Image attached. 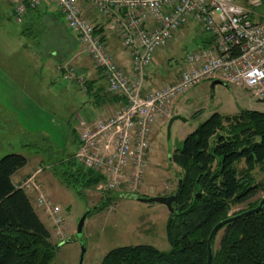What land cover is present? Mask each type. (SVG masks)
I'll return each instance as SVG.
<instances>
[{
  "label": "rangeland",
  "instance_id": "obj_1",
  "mask_svg": "<svg viewBox=\"0 0 264 264\" xmlns=\"http://www.w3.org/2000/svg\"><path fill=\"white\" fill-rule=\"evenodd\" d=\"M256 13L264 16V2L256 9ZM36 15L29 30L24 31V38L31 51L39 47L44 58L46 41L56 37L53 33H59L57 28L63 27L69 34L71 32L56 11H45L43 15ZM30 19L31 16L24 18L25 23ZM22 23H16L9 6L0 3V101L5 104L9 92L16 110L12 111L11 107L8 108L12 112L10 113L15 115L14 119H9L10 122L0 111L13 131L3 123H0V130L7 129L15 139L13 149L9 153L6 151V154H20L29 159L36 157L32 167L35 164L39 166L41 162L46 166L74 155L76 144L73 132L77 117L75 116L74 119L71 115L73 104L71 103L70 106L69 98L61 94L57 96L54 92L59 90L60 84L54 72L50 73L46 72L45 68H38V62L34 59L24 61L22 65L17 55L8 54L11 45L13 46L15 42L14 39L20 37V31L24 26ZM202 35H205L202 30L191 24L189 30L182 33L180 31L176 35L170 46L157 52L155 57L157 64L155 67L154 62L152 70L155 69L154 72L159 75L160 81L168 80L172 75L177 74L183 66L186 55L197 50L199 45L195 40H200ZM54 61L56 62L55 58ZM21 70L28 72L26 73L28 84H24L21 78L16 77L20 75ZM148 79L157 80L151 77ZM158 82L153 81L151 84L158 85ZM214 82V80L205 81L176 99L174 109L171 107L169 119L174 116L180 119L172 123L169 134H167L169 119L153 128L149 141L148 167L144 183L136 194L138 197L168 196L175 190L181 171L168 158L171 157L172 152L181 147L186 136L193 133L212 114L218 113L224 117H233L245 111L264 114V103L258 102L244 89L228 86L222 82L214 84ZM18 93L22 96L17 95ZM17 116V122H20L29 134V138L25 139V144L30 145L28 149L20 147L17 134H20L21 129L17 130L15 124ZM43 137L47 140L42 139ZM214 140L211 139V144ZM2 156L4 155H0V158ZM39 168H42V171L35 177V183L40 187L37 195H44L59 209L62 217V224L54 227L50 216L34 202L42 223L50 233V241L59 247L51 264H78L82 249H84L82 264H100L109 251L122 246L149 245L161 252L169 251L165 237V222L169 213L165 206L157 203L144 204L124 198L127 193L120 189L106 192L102 184L89 190L80 187L75 191L61 183L53 175L52 169L45 170L42 166ZM36 170L26 173V177L16 185H21ZM43 173L44 176L39 178ZM45 175H49L50 180L44 181ZM253 175L257 182L263 177L264 172L256 170ZM77 191L80 193L78 194ZM30 193L31 199L35 201L36 193ZM262 196L263 194H259L254 199ZM107 197L111 199L107 208L89 214L81 235H77L79 219L89 209L98 205L101 199ZM246 208V204L233 207L230 215Z\"/></svg>",
  "mask_w": 264,
  "mask_h": 264
},
{
  "label": "built area",
  "instance_id": "obj_2",
  "mask_svg": "<svg viewBox=\"0 0 264 264\" xmlns=\"http://www.w3.org/2000/svg\"><path fill=\"white\" fill-rule=\"evenodd\" d=\"M16 23L30 10L50 3L74 34L95 69L101 71L108 91L121 99L120 109L88 125L80 120L74 159L102 175L106 191L120 189L137 194L148 167L153 128L171 117L173 102L205 81H220L247 91L264 102V16L256 9L264 0H6ZM88 6L112 25L130 59L132 74L119 67L82 16ZM192 24L206 33L211 44L186 55L178 77L171 83L143 92L146 73L158 51L174 41L180 30ZM64 81L79 87L85 78L65 66ZM38 168L18 188L36 193L35 202L50 216L54 227L62 224L59 209L44 195L35 177Z\"/></svg>",
  "mask_w": 264,
  "mask_h": 264
},
{
  "label": "trees",
  "instance_id": "obj_3",
  "mask_svg": "<svg viewBox=\"0 0 264 264\" xmlns=\"http://www.w3.org/2000/svg\"><path fill=\"white\" fill-rule=\"evenodd\" d=\"M171 162L181 171L182 185L165 222L169 251L149 245L122 246L109 251L100 264H207V239L213 227L256 208L264 196V175L257 182L253 175L256 170L264 172V114H212L172 152ZM26 165V157L20 154L0 158V264H51L59 249L50 241L27 193L12 182V176ZM51 169L75 191L104 182L102 175L84 168L74 155L57 160ZM259 194L263 196L254 199ZM109 200L101 199L88 215L103 211ZM242 204L247 208L230 215L233 207ZM211 248V264H264V205L256 214L225 224Z\"/></svg>",
  "mask_w": 264,
  "mask_h": 264
},
{
  "label": "crops",
  "instance_id": "obj_4",
  "mask_svg": "<svg viewBox=\"0 0 264 264\" xmlns=\"http://www.w3.org/2000/svg\"><path fill=\"white\" fill-rule=\"evenodd\" d=\"M0 3H6L9 6L10 11L13 14L10 3H8L6 0H0ZM51 10H53V12L56 11V9L53 7L52 4L45 3L38 9L28 11V13L25 15L24 18L31 16V19L29 20L28 23H25L24 18H23L22 24H24V26L20 31V37L14 39L15 42L13 46L11 45V48L8 51V54L17 55L18 59L21 60L22 65H24V61L26 60L28 61H30L31 59L37 60L38 68H45L46 72H50V73L54 72L57 75V81L60 82L59 90L58 91L55 90L54 92H56L57 96L61 94L69 98L68 102L70 106H71V103L73 104L71 106L72 107L71 115L74 117V119H75V116L77 117L76 122H75L76 123L75 129L73 132L74 142L76 144V149H75V152H76L78 148V131L80 130V127H79L80 120H82L83 122H86L88 125H91V123L97 119L107 118L113 115L115 111L120 109L123 101L117 98L116 96H113L108 91L106 82L104 78L102 77L101 71L99 69L94 68L90 58L83 52V48L80 45L77 37L74 34L73 35H71V33L69 34L66 31V29H64L63 27L57 28L59 33H53L56 35V37L46 41V47H45L46 49L44 50L45 51L44 58H42L41 56V53H40L41 49L39 47H37L35 51H31L32 50L31 47L28 45L27 41L24 38V35H25L24 31L26 32V30H29V26L31 22L35 20L36 14H37L36 16H38L39 14L43 15L45 11L49 12ZM57 14L59 13L57 12ZM82 16L95 27L96 34H98L101 37V39L104 41L107 52L110 54L113 61L119 67H121L124 71H126L128 74H132L129 56L127 55V52L125 51V49L122 47L121 42L116 36V33L111 23L106 18L101 16L99 13H97L94 9L88 6L82 7ZM190 26L191 24L184 26L180 30L181 33L189 30ZM203 34L205 35H202L200 37V40H195V43L199 45L197 46L198 47L197 49H201L202 47H206L211 44V41L207 43L209 41V36L204 32ZM49 45H52V47H50ZM54 58L56 62L54 61ZM154 62H155V67H156L157 63H156L155 58H154ZM65 66L73 68L76 75L82 76L85 78V84L82 88L79 87L75 81H72V82L64 81L63 74H64ZM154 70L155 69L152 70L151 68L146 73L145 82L143 83V92H148L150 90L159 88L162 85L167 84L166 82L168 83L173 82L178 77L179 71H180L179 70L175 76L172 75V77L169 78L168 80L160 81V78L158 77L159 75L155 73ZM26 73L28 72L26 71L23 72L21 70L20 75L16 76L18 78H21L24 84H28L29 82ZM150 74H152L153 77ZM149 77H151V79L157 78V80L149 81L148 79ZM153 81L155 82L160 81V82H158V85H152L151 82ZM17 95L22 96L20 93H18ZM51 96L54 97L53 95ZM177 100L173 102L171 106L172 109H174ZM5 101H6L5 104L1 103L0 101V111L6 116V118L9 121V119H14L15 115L11 114L12 112L8 110V108L11 107L12 111H16L14 108V102L12 101L11 94L9 92H7ZM17 121H18V116H17V120L15 119V124H16L17 130H19V128L21 129V131L19 130L20 134H17V135L20 140V147L23 148L26 145L25 139L29 138V134L27 132V129L24 128V126L22 127V124ZM0 123H3L8 129L12 130V128H10V124H8V122L5 121V118L2 114H0ZM0 127H1V124H0ZM42 139L47 140L46 137L45 138L43 137ZM14 140H15L14 137L12 136L11 133L7 132V129L5 131L0 130V155H4V156L8 155L5 152L7 151L9 153L13 149L14 144H15ZM34 158L32 159L26 158L27 165L21 170L17 171L12 176L11 179L14 185H16L17 183H20V181L26 177L25 176L26 173L34 169L36 170V168H39V166H42L45 170H51L52 168L51 163L45 166L41 162L39 166L35 164L32 167L33 160H35ZM42 176H44V173L40 174L39 178H42ZM46 179L50 180L49 175H45L44 181ZM30 194L31 193H27L30 199L31 205L34 208L36 214L38 215L36 208H35V203H34L35 201L31 199Z\"/></svg>",
  "mask_w": 264,
  "mask_h": 264
},
{
  "label": "water",
  "instance_id": "obj_5",
  "mask_svg": "<svg viewBox=\"0 0 264 264\" xmlns=\"http://www.w3.org/2000/svg\"><path fill=\"white\" fill-rule=\"evenodd\" d=\"M217 83H220V81H215L214 84H217ZM258 102H262L260 100H257ZM264 103V102H263ZM180 118L178 116H174L172 117L171 119H169L168 121V124H167V134H169V129L172 125V123L175 121V120H179ZM168 160L170 161L171 160V157L168 158ZM181 185H182V180L179 179L178 180V183H177V188H176V191L174 194L172 195H168V196H158V197H138L136 195H132V194H126L124 195L123 197L124 198H127V199H132V200H135L137 202H140V203H144V204H152V203H157V204H160V205H163L167 208L168 212L171 213L173 211L172 209V204H174L176 201H177V198H178V194L180 192V189H181ZM196 198L200 197V194H197L195 196ZM264 205V196L261 198V200L259 201V204L256 208L254 209H251V210H248V211H245L241 214H238L236 216H232V217H229L228 219L224 220V221H221L219 222L217 225H215L213 227V229L211 230L209 236H208V239H207V251H208V256H207V264H211V260H212V248H211V243H212V240L213 238L215 237V235L220 231V229L225 225L227 224L228 222L230 221H233L235 219H239V218H242V217H246V216H250V215H253V214H256L258 213L262 206ZM88 212L85 213L78 221V224H77V228H76V234L77 235H81L82 233V230H83V226H84V223H85V220L88 216ZM83 255H84V249H82V252H81V255H80V258H79V261H78V264H82V261H83Z\"/></svg>",
  "mask_w": 264,
  "mask_h": 264
},
{
  "label": "bare ground",
  "instance_id": "obj_6",
  "mask_svg": "<svg viewBox=\"0 0 264 264\" xmlns=\"http://www.w3.org/2000/svg\"><path fill=\"white\" fill-rule=\"evenodd\" d=\"M114 96V95H113Z\"/></svg>",
  "mask_w": 264,
  "mask_h": 264
}]
</instances>
